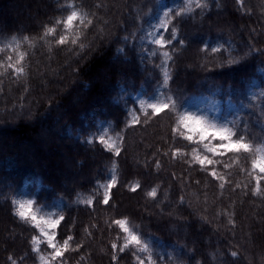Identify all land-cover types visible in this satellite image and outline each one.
<instances>
[{
  "label": "trees",
  "instance_id": "obj_1",
  "mask_svg": "<svg viewBox=\"0 0 264 264\" xmlns=\"http://www.w3.org/2000/svg\"><path fill=\"white\" fill-rule=\"evenodd\" d=\"M195 3L0 0V64L25 55L23 74L0 68V264H10L9 256L44 264L32 251L38 228L15 215L13 202L25 200L34 202L38 225L65 217L59 242L72 235L74 247L83 245L65 253L66 264H137V257L147 264L149 255L155 264H264V196L250 194L252 160L264 156V0ZM72 10L87 13L93 25L77 22L65 33L57 21ZM173 25L171 44L152 43L167 40ZM48 27L57 29L54 36L44 37ZM61 34L69 37L65 45L56 43ZM141 100L174 108L145 118ZM198 112L243 135L252 153L213 156L204 145L219 140L197 143V135L184 139L183 127L174 131L179 115ZM133 115L140 124L130 126ZM105 132L118 139L119 158L97 142ZM194 154L216 161L205 167L224 177V189ZM113 175L118 185L105 206L100 186ZM135 184L141 190L132 193ZM153 188L154 198L147 195ZM89 198L92 207L82 202ZM115 219L127 220L149 252L114 253L111 244L125 240ZM37 247L47 258L46 243Z\"/></svg>",
  "mask_w": 264,
  "mask_h": 264
},
{
  "label": "snow or ice",
  "instance_id": "obj_2",
  "mask_svg": "<svg viewBox=\"0 0 264 264\" xmlns=\"http://www.w3.org/2000/svg\"><path fill=\"white\" fill-rule=\"evenodd\" d=\"M238 4L242 3V0H236ZM69 7H72L74 9V5H70ZM195 7L197 9L206 7V5H202L200 3V0H196ZM173 15L179 16L180 13H173ZM165 17L169 16L168 12L164 13ZM79 23L81 28H88L93 25V20L88 18L87 13H82L76 10H72L70 14L66 16V19L57 21V24H62L64 27V32L67 33L70 30L74 28V25L76 23ZM168 21L165 20L162 22V27L165 29L167 28ZM57 32V29L55 27H48L44 32V37L54 36ZM27 39V38H26ZM80 39V32L77 31L75 34V38L71 40L72 44H76L77 41ZM176 39V31H175V25H173L171 35L166 40L164 36H159L158 38L153 37L152 43L157 45L160 48H165L168 44H171ZM69 42V37L67 35L61 34L59 35V38L56 40V43L58 45H65ZM81 48L84 47L83 44L80 45ZM2 51V49H0ZM259 51V50H257ZM155 55V53H154ZM163 57L165 60H170L171 56L168 51L163 52ZM25 59V55L22 52H17V55L15 57V60H13V57L10 55L7 57V63L6 64H0V68H4L5 72L8 70H11L13 73H16L17 75L23 74L25 69L22 67V63ZM233 60H229L228 63H233ZM261 71H264V69H261ZM169 81V74L165 70L164 71V81L163 83L165 85L168 84ZM171 100V98H169ZM139 110L144 112L145 118L149 116H158L159 114L169 110L170 108H174V104H171L169 102H156V103H146L144 100H141L139 102ZM150 110V111H148ZM141 123V118L139 116L133 115L132 121L130 126H135ZM183 127L186 129L190 134L184 135V133H181V135H184V139L188 141L193 140V135L191 133L196 132L198 135L197 143L203 142L205 140H209V143L211 140H219L220 143L216 146H209V144H205V148L208 152L212 153L213 156L217 155H224L229 152L234 153H245V154H251L252 153V144L248 143L245 140V137L243 135H238L236 131H233L232 128L228 126H218L215 123H211L208 120H206L203 116H194L190 114H182L179 115L178 121H177V128L174 129V131H179L180 128ZM87 143H93L94 141L88 140ZM100 145H102L105 150L108 152L114 154L117 158H119L122 154V147L120 143L118 142V139H112L108 137L107 132L104 133V135H101L97 141ZM177 153L173 152L172 155L175 156ZM193 160L195 163L199 164L201 166L202 171H207L208 175L211 176L213 179L222 181L219 185L220 189L225 188V182L224 177L222 175H219L215 168L213 167L211 171H208V169L205 167L213 166L216 161L209 158L207 155L205 156H199V155H193ZM252 170L255 175H252L250 173L249 175H252V179L255 181V187L251 189L250 194L253 196H264V191L261 190V181L264 180V156L253 159L252 160ZM156 167L159 168L160 164L157 162ZM118 181L115 175H113L110 179V181L106 184H102L100 187L103 188V194L102 199L100 202H102L105 206L109 205L110 202L113 199V190L117 187ZM237 188L240 187L239 184L236 185ZM132 193H136L137 191L141 190L140 184H135L132 187L128 189ZM150 197H156L157 192L156 189L153 188L151 191L147 193ZM83 203L87 204L89 207H92L94 204V201L92 198H89L85 201H82ZM16 206L15 215L19 217L21 221L24 222H32V226L34 228H38L39 225L36 223L38 220V217L36 213L33 211V205L34 202L32 200H25L21 202H13ZM65 220V217L63 215H60L58 218L52 219L49 218L47 220H44V223L49 225L51 231H44L42 228L40 229V235L44 237V243H46L47 247L51 249V252L49 253L48 257L45 258V256L40 255L41 249L37 247L36 245L39 243L38 238L36 236L32 237V251L40 256L41 261H44V264H66V258L65 253L68 251H79L80 248L83 245H76L75 247L72 245V241L74 240V237L72 235H68L66 238L62 239V242H59L57 240V233L56 229L57 227ZM115 225L119 227V229L125 234V240L122 247L118 248V245L116 243L111 244V250L115 253L117 250L120 252H124L126 249H129L131 247L138 248L141 252H149V246L146 243L142 242L141 236L136 234V232L133 230V228L129 227V222L125 219H115L113 221ZM228 224L235 226L233 223V220L231 217L228 219ZM88 235H91V233H88ZM232 257L237 256L236 251L231 252ZM113 261L115 262L117 257L113 255L112 257ZM8 261L10 264H18L17 260L13 256L8 257ZM137 264H146L145 259L137 257ZM147 264H155V262L152 260L151 255L148 256Z\"/></svg>",
  "mask_w": 264,
  "mask_h": 264
},
{
  "label": "rangeland",
  "instance_id": "obj_3",
  "mask_svg": "<svg viewBox=\"0 0 264 264\" xmlns=\"http://www.w3.org/2000/svg\"><path fill=\"white\" fill-rule=\"evenodd\" d=\"M184 114V113H183ZM194 116H203L206 120H210V119H207L203 114H202V112H198L197 114H193ZM209 122H211V123H215L214 121H209ZM215 124H217L218 126H222V125H220V124H218V123H215ZM188 134H190L189 132H188ZM192 135H197L196 134V132H193V133H191ZM198 136V135H197ZM43 229L44 231H49V229H48V226H46V224H40L39 225V227H38V230H39V238H38V241H39V243H40V241H44V237L43 236H41L40 235V229ZM39 243L36 245V246H38L39 245Z\"/></svg>",
  "mask_w": 264,
  "mask_h": 264
}]
</instances>
